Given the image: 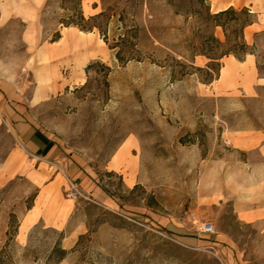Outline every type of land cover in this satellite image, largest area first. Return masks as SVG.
<instances>
[{
  "label": "rangeland",
  "instance_id": "1",
  "mask_svg": "<svg viewBox=\"0 0 264 264\" xmlns=\"http://www.w3.org/2000/svg\"><path fill=\"white\" fill-rule=\"evenodd\" d=\"M223 2L236 13L216 21L213 0H0V77L23 88L26 121L48 140L46 159L75 206L64 224L18 236L14 211L29 209L36 189L9 181L0 264H264V231L235 207L264 200L257 150L241 145L264 130V88L249 95L218 80L221 57L244 55L243 8L261 11L264 0ZM79 12L97 28L67 30ZM72 32L94 50L86 61L72 42L67 52L51 43ZM248 42L264 75V30ZM157 217L185 222L192 244ZM204 224L214 234H200Z\"/></svg>",
  "mask_w": 264,
  "mask_h": 264
},
{
  "label": "crops",
  "instance_id": "2",
  "mask_svg": "<svg viewBox=\"0 0 264 264\" xmlns=\"http://www.w3.org/2000/svg\"><path fill=\"white\" fill-rule=\"evenodd\" d=\"M251 11L255 15V20L243 32L248 46L250 45L248 39L264 30V9ZM256 59L252 50L242 59L233 55L224 57L219 70V83L224 87L230 84L239 85L249 95L259 88H264V75H260ZM34 96L35 92L28 100L30 103L34 101ZM23 101V88L16 82L0 77V153L4 145V137L10 136L12 140L11 148L0 160V188L17 177H25L36 189L31 208L24 210V207L20 206L14 211L19 220L18 236L27 234L40 223L49 227L64 224L75 207L74 204H70V200L64 198L66 190L64 178L53 174L52 163L46 159L50 155V153L45 154L48 140L42 138L40 132L26 121ZM241 145L247 150H257L260 166L264 169V130H257L254 136L246 134L245 138L241 139ZM131 150L132 148L124 146L116 153L111 162L115 170L117 166L120 168L121 162L127 159ZM131 165V168L135 169L136 160H132ZM130 185L129 187H132L136 182ZM98 193L95 190L97 196ZM235 207L238 211V219L242 223L259 224L264 231V200L252 206L236 204ZM157 223L162 229L177 234V237L182 238L188 245L192 244L190 238L185 237L189 234L185 222L178 223L172 219L157 217Z\"/></svg>",
  "mask_w": 264,
  "mask_h": 264
},
{
  "label": "trees",
  "instance_id": "3",
  "mask_svg": "<svg viewBox=\"0 0 264 264\" xmlns=\"http://www.w3.org/2000/svg\"><path fill=\"white\" fill-rule=\"evenodd\" d=\"M201 1H203V2H207V0H198V2L200 3ZM243 11L246 13V15L250 18V19H248L247 21H246V23L244 24V26H243V31H242V40H243V42L241 43V50H243V52H244V55L241 57V56H238V55H236L235 53L234 54H226V55H224L223 57H221V59L222 58H224V57H226V56H229V55H233V56H235L236 58H238V59H242L247 53H249L251 50H250V47L246 44V42H245V40H244V35H243V32H244V29L248 26V25H250V24H252L253 22H254V20H255V15L252 13V11L250 10V9H248V8H243ZM236 12H235V10H234V8L233 7H230V8H228V9H226V10H222V11H220V12H217L216 14H214L212 17H213V19L214 20H219V18H221V17H224V16H227V15H229V14H235ZM62 24H64V25H66V27H76V28H79L81 31H83V32H90V31H92L94 28H97L95 25H92L91 23H90V20H86L85 19V17H84V15L82 14V13H77L75 16H72L71 18H69L68 20H65L64 22H62ZM215 26L217 27V26H220V27H223V25H221V24H219V23H217V22H215ZM103 36H105V34H103ZM61 39V36H60V34H58L54 39H52V41H51V43H56V42H58L59 40ZM104 39L106 40V42H107V38H106V36L104 37ZM116 47H118V46H115V47H113V48H116ZM117 57H118V59H121V54H120V51L117 53ZM210 59V61L212 62V63H214L217 59H212V58H209ZM95 66V64H91V65H89V66H87V68H86V72L87 73H89V71L90 70H92L93 69V67ZM208 68L211 70V68L208 66ZM32 206V205H31ZM31 208V207H30ZM29 208V209H30ZM8 236H9V233L7 234ZM61 252L62 253H66V251L65 250H61Z\"/></svg>",
  "mask_w": 264,
  "mask_h": 264
},
{
  "label": "bare ground",
  "instance_id": "4",
  "mask_svg": "<svg viewBox=\"0 0 264 264\" xmlns=\"http://www.w3.org/2000/svg\"><path fill=\"white\" fill-rule=\"evenodd\" d=\"M224 1V0H223ZM222 0H213L214 5L218 6V11L226 10L228 8L225 7V3ZM225 8V9H224ZM230 8V7H229ZM73 29L72 27L67 28V30ZM81 36H78L76 33L72 32L65 38H61L58 42L54 43L58 45L63 52H67L68 48L70 47V43L72 42L78 48V55L83 61H86L91 55L94 54V50L90 47V45L84 40L86 34L80 32ZM119 167L117 166L116 169ZM132 180H129V184H131Z\"/></svg>",
  "mask_w": 264,
  "mask_h": 264
},
{
  "label": "built area",
  "instance_id": "5",
  "mask_svg": "<svg viewBox=\"0 0 264 264\" xmlns=\"http://www.w3.org/2000/svg\"><path fill=\"white\" fill-rule=\"evenodd\" d=\"M72 186H73V190H72L71 196L76 197L78 195V192L75 189V185H72ZM197 231L200 234H214V227L212 226V224H204L200 226Z\"/></svg>",
  "mask_w": 264,
  "mask_h": 264
}]
</instances>
